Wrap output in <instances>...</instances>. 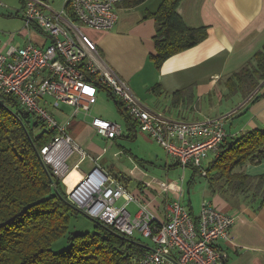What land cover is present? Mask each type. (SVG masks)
Returning <instances> with one entry per match:
<instances>
[{
    "label": "built area",
    "instance_id": "built-area-1",
    "mask_svg": "<svg viewBox=\"0 0 264 264\" xmlns=\"http://www.w3.org/2000/svg\"><path fill=\"white\" fill-rule=\"evenodd\" d=\"M122 2L67 0L63 8L54 9L49 0H24V28L42 31L51 42L47 46L31 41L23 46L11 44L6 51H0V96L17 97L22 107L56 131L42 147L41 156L58 177L69 172L68 159L78 148L68 134L70 121L59 120L50 107L65 103L74 107L75 114H89L99 90L93 78L111 90L138 129L157 141L184 169L202 167L210 153L218 155L228 135L225 124L236 110L194 121L167 119L147 108L131 86L105 64L98 44L83 27L112 29L118 22ZM257 94L258 88L244 104ZM92 125L106 139H114L122 132L119 123L102 117L95 116ZM100 158L93 160L92 169L68 192V199L91 218L127 235L134 236L138 231L150 238L153 247L133 264H224L223 252L216 244L219 240L232 241V215L206 198L197 216L176 198L166 202L165 217L160 220L148 203L129 194L119 179L99 165ZM202 175H206L204 169ZM170 183L162 185L167 189ZM121 198L125 202L119 205ZM131 202L137 205L135 214L128 210Z\"/></svg>",
    "mask_w": 264,
    "mask_h": 264
},
{
    "label": "crops",
    "instance_id": "crops-1",
    "mask_svg": "<svg viewBox=\"0 0 264 264\" xmlns=\"http://www.w3.org/2000/svg\"><path fill=\"white\" fill-rule=\"evenodd\" d=\"M49 1L54 9L63 8L67 2ZM161 2L162 0H146L140 5L127 6L123 1L119 4L118 22L112 29L87 27V33L84 32L98 44L105 64L131 86L133 92L152 112L167 119L194 121L236 110L225 124L228 136L263 127L264 81L258 87L261 97L255 102L244 104V97L238 94L235 101L218 112L214 105L217 101L223 104L226 99L231 98L222 84L223 80L252 60L264 45V0H183L178 7L179 14L191 27L207 26L208 36L196 46L171 56L157 68L152 58L157 52L156 24L149 12H156ZM23 3L24 0H0V51H6L11 44L23 46L31 41L47 46L51 42L42 31L24 28ZM10 28L14 29L10 31ZM103 89L107 90L99 88L92 106ZM179 89H186V92L178 98L173 94ZM213 97L216 101H211L210 109L201 106L204 99ZM165 103L172 104V108L164 107ZM50 109L59 120L70 121L68 134L78 148L68 159L70 162L75 157L69 165L68 174L75 172L74 177L69 178L74 180H65L68 175L59 177L66 193L92 169L93 160L101 156L99 165L119 179L129 194L148 203V207L160 220L165 217L166 202L176 198L196 214L190 197L188 204L183 203V197H186L185 173L181 182L159 179L161 183L165 180L171 182L165 189L163 186L160 188L157 180L151 179L153 177L147 176L137 163L126 169H119L114 161L111 163L104 160L108 149L101 147L100 144L103 143L100 139L107 140L111 147L115 144L122 147L117 144L118 138L126 136L131 141L138 139L140 132L137 126L128 125L125 121V131L121 126L122 132L118 137L106 139L95 130L92 120L79 115L81 111L75 114L73 106L63 103V106L60 104L58 108ZM125 150L129 149L125 147ZM115 157H119V154ZM171 159L172 163H164L165 171L180 166L176 158L171 156ZM116 168L120 170L118 173ZM244 169L250 175L264 174V160L259 164H248ZM195 176L193 170L190 184L194 182ZM204 181L207 185L205 179ZM207 188L206 193L213 203L235 218L231 230L232 241L219 240L216 244L223 252L224 264H264V207L257 209L256 204L250 203L241 195L224 196L212 192L208 185ZM120 200L124 204L125 200ZM127 207L128 210L131 207L129 211L132 214L136 213L137 205L134 202Z\"/></svg>",
    "mask_w": 264,
    "mask_h": 264
},
{
    "label": "trees",
    "instance_id": "trees-1",
    "mask_svg": "<svg viewBox=\"0 0 264 264\" xmlns=\"http://www.w3.org/2000/svg\"><path fill=\"white\" fill-rule=\"evenodd\" d=\"M123 1L136 6L146 0ZM182 1L162 0L156 12H149L156 24L157 52L152 58L157 68L208 36L207 26L191 27L184 21L178 12ZM92 80L108 90L128 125L136 127L123 102L101 82ZM263 81L264 45L222 84L227 95L240 94L246 99ZM156 87L159 85L152 90ZM185 92L179 89L173 95L179 98ZM260 97L257 94L250 103ZM55 135L56 131L22 107L17 97L0 96V264H133L152 247L94 218L92 233H70L66 249H52L53 243L69 232L71 215L84 213L69 201L60 178L41 156L42 147ZM263 160L264 126L227 135L209 164L191 168L194 174L206 171L202 176L212 192L241 195L258 209L264 207V174L250 175L244 168Z\"/></svg>",
    "mask_w": 264,
    "mask_h": 264
},
{
    "label": "rangeland",
    "instance_id": "rangeland-1",
    "mask_svg": "<svg viewBox=\"0 0 264 264\" xmlns=\"http://www.w3.org/2000/svg\"><path fill=\"white\" fill-rule=\"evenodd\" d=\"M59 9V8H58ZM14 28H10V31ZM83 30L87 33V26L83 27ZM8 31V30H7ZM238 94L231 96L230 99H226L225 103L219 104V102H216L217 112L220 109H223L224 107L228 106V103H232V101H235L238 98ZM211 101H216V98H207L204 99L202 102V107L210 109V104H212ZM230 101V102H229ZM164 105V107L172 108V104ZM63 106V103L61 104ZM163 107V106H162ZM85 113L83 111L80 112V116H85L86 119L92 120L95 116H99L104 119H108L112 122L119 123L124 131L125 129V118L118 110L117 104L115 100L109 95L107 90L100 91L99 98L97 102L92 106L91 113L89 115H84ZM226 114V113H225ZM139 136L138 139H135L131 141L132 139L125 137L118 138L117 144H121L122 147H119L115 144L114 147L109 146L107 140H102L103 144H100L101 147H107L108 151L104 155V160H108L109 162L116 164V166L119 167V169L127 168L128 166H132L133 164L137 163L139 164V167L144 170L145 173H147V176L153 177L151 179L157 180V184L160 185V188L162 185L161 182L158 180L160 179H172L175 181L181 182V179L183 177V174L185 173V190H186V197L184 199L183 197V203L188 204L189 197L191 198L192 205L195 211V215H199L201 211V206L204 201V199H210L208 197L206 190L207 185L204 181L203 176L198 172L196 173L195 180L192 184L189 183L190 179L192 178L193 169L191 167L183 168L181 165L179 167H174L169 171H165L164 163L167 161L169 163H172L171 156H169L166 152V150L155 140L148 137L144 132L140 131L139 129ZM129 140V141H128ZM125 147H127L129 150L132 151V153L129 150H125ZM116 154H119V157H115ZM214 154L210 153V155L204 160V164H209L214 159ZM135 157H139L138 159ZM75 159V157H73ZM73 158L68 161L67 163L70 165L71 162H73ZM152 162H155L153 164ZM121 167V168H120ZM123 167V168H122ZM118 168L115 170L117 173L120 171ZM77 171V170H76ZM169 174L167 175L166 173ZM69 172L66 174L68 175ZM65 175V176H66ZM75 172H73L71 175H68L65 177V180H69L70 177H74ZM150 179V178H148ZM74 180V178H73ZM69 180V181H73ZM166 182V180L164 181ZM189 190V193H188ZM207 195V196H206ZM118 204H122V200L118 201ZM131 210V207L129 208ZM133 212V211H132ZM95 230V221L85 215L82 212H78L76 214L71 215V221H70V228L69 232L59 238L57 241H55L52 245V249L54 251H62L66 249L69 246V236L70 233H86L90 232L92 233ZM134 236L142 241L143 243L150 245L153 247V242L150 238L146 237L142 233L136 231Z\"/></svg>",
    "mask_w": 264,
    "mask_h": 264
}]
</instances>
